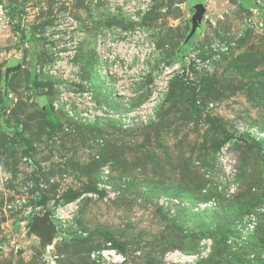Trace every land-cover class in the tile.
<instances>
[{
    "label": "rangeland",
    "instance_id": "1",
    "mask_svg": "<svg viewBox=\"0 0 264 264\" xmlns=\"http://www.w3.org/2000/svg\"><path fill=\"white\" fill-rule=\"evenodd\" d=\"M192 1L155 0L133 24L103 0H0V264H264V213L248 237L238 227L264 205V154L242 139L237 190L214 179L237 125L264 128V0H204L188 37ZM107 42L122 45L112 61L96 50ZM191 50L197 68L185 66ZM63 62L78 82L63 80ZM175 64L150 125L83 124L53 105L59 86L108 99L118 68L133 66L139 103ZM163 197L187 205L170 215Z\"/></svg>",
    "mask_w": 264,
    "mask_h": 264
},
{
    "label": "built area",
    "instance_id": "2",
    "mask_svg": "<svg viewBox=\"0 0 264 264\" xmlns=\"http://www.w3.org/2000/svg\"><path fill=\"white\" fill-rule=\"evenodd\" d=\"M103 1L108 11L112 13L125 12L131 18L133 24L134 21H138L139 12L149 9L155 2V0ZM256 1L261 3L262 0ZM121 47L120 43H98L96 50L100 55V59L112 61L115 55L120 56L118 53H120ZM131 50L134 51L133 49ZM184 58L187 59L185 66L190 64V62H194V67L196 68L202 65L195 50L188 51ZM57 64L53 66V69L59 67ZM63 65L60 67V72L64 74L62 76L63 80L69 83L78 82L72 73L76 70L73 64L63 62ZM116 66L114 65V67ZM179 66L180 64L164 66V70L156 72L151 82L147 85V97L136 104H134V97H137L140 92L134 93V75L136 71L133 66L127 72H124L120 67L118 68V72L114 75L115 78L111 83L114 86V90L108 99L96 96L94 90L87 84H84L81 89L77 85L72 86L73 88L71 87L72 89L70 88V90L59 86L58 98L53 102V105L56 110H62L66 118L83 124L112 122L123 130L144 127L157 120L159 108L166 97L172 77L182 72V70L178 69ZM105 71L104 69L103 72ZM66 76L68 77L66 78ZM111 99L114 102L113 105H110L111 102L109 101ZM242 139L249 143L260 144V150L264 152V128L249 126L248 124L237 125L234 135L217 150L215 159L217 169V175L214 178L215 184L226 196L234 193L239 186V166L233 145L238 142L243 143ZM159 204L170 215H175L176 208L186 207L187 205L186 202L172 197L160 198ZM215 205L216 200L214 198L205 202H196L193 209L194 211H206L212 209ZM256 211L255 214H250L239 224L241 237L246 238L253 233L257 221H259V213H264V205Z\"/></svg>",
    "mask_w": 264,
    "mask_h": 264
},
{
    "label": "water",
    "instance_id": "3",
    "mask_svg": "<svg viewBox=\"0 0 264 264\" xmlns=\"http://www.w3.org/2000/svg\"><path fill=\"white\" fill-rule=\"evenodd\" d=\"M191 7L194 9L193 16L191 19V28L188 33V37H190L196 29L199 28V21L204 15V0H194L191 3ZM50 217L47 213H43L42 215H36L30 226V231L37 236H42L46 234V227L50 223ZM51 238L48 237L47 241Z\"/></svg>",
    "mask_w": 264,
    "mask_h": 264
},
{
    "label": "trees",
    "instance_id": "4",
    "mask_svg": "<svg viewBox=\"0 0 264 264\" xmlns=\"http://www.w3.org/2000/svg\"><path fill=\"white\" fill-rule=\"evenodd\" d=\"M194 10V9H193ZM249 143V142H248ZM249 145L252 147V146H255L256 148H257V152L259 153H261V154H264V152H261V146H260V144H258V143H249Z\"/></svg>",
    "mask_w": 264,
    "mask_h": 264
}]
</instances>
